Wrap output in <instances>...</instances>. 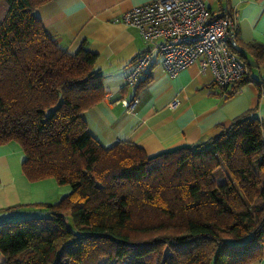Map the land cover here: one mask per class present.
Wrapping results in <instances>:
<instances>
[{"label":"trees","instance_id":"1","mask_svg":"<svg viewBox=\"0 0 264 264\" xmlns=\"http://www.w3.org/2000/svg\"><path fill=\"white\" fill-rule=\"evenodd\" d=\"M46 1L0 0V144L21 146L29 180L53 177L71 189L56 202L37 203L46 215L0 223L1 264L260 259L264 136L255 109L213 137L151 156L130 141L102 145L81 117L105 95L96 53L85 42L69 53L46 34L35 15ZM246 48L264 66V44ZM233 51L246 72L222 89L226 98L251 80V63ZM218 168L226 171L220 182Z\"/></svg>","mask_w":264,"mask_h":264},{"label":"crops","instance_id":"2","mask_svg":"<svg viewBox=\"0 0 264 264\" xmlns=\"http://www.w3.org/2000/svg\"><path fill=\"white\" fill-rule=\"evenodd\" d=\"M146 1L48 0L35 10L46 34L61 48L75 53L85 42L96 53L94 67L103 75L105 95L81 112L90 135L106 147L133 142L151 156L213 137L236 115L255 109L264 136V66L246 48L264 44V0H203L212 11L232 9L236 49L251 63V80L228 98L215 86L210 69L202 71L194 62L170 76L156 52L142 78L126 85L133 59L145 43L136 27L114 19ZM135 97L137 104L127 109L123 100ZM175 100L178 103L172 104ZM24 158L16 141L0 144V223L46 215L37 203L56 202L71 189L53 177L29 180L21 169ZM3 260L0 253V264ZM251 264H264V249Z\"/></svg>","mask_w":264,"mask_h":264},{"label":"built area","instance_id":"3","mask_svg":"<svg viewBox=\"0 0 264 264\" xmlns=\"http://www.w3.org/2000/svg\"><path fill=\"white\" fill-rule=\"evenodd\" d=\"M114 22L136 27L145 43L133 59L126 85L142 78L155 52L168 75L175 76L198 62L200 70H211L220 90L246 72L245 64L233 51L237 38L230 8L212 11L203 0H148L123 12ZM137 102L135 97L123 100V105L133 109Z\"/></svg>","mask_w":264,"mask_h":264},{"label":"rangeland","instance_id":"4","mask_svg":"<svg viewBox=\"0 0 264 264\" xmlns=\"http://www.w3.org/2000/svg\"><path fill=\"white\" fill-rule=\"evenodd\" d=\"M225 169L224 168H218L213 176L214 178L220 182V181H223L225 180ZM168 251L166 250V253ZM129 262V259L128 258H122V259H115V258H109V257H106V256H102L101 259H100V264H128Z\"/></svg>","mask_w":264,"mask_h":264}]
</instances>
